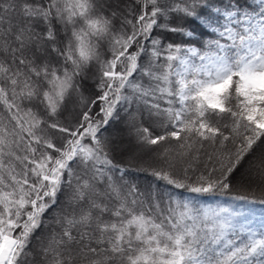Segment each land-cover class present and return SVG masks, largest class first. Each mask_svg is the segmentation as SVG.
Returning a JSON list of instances; mask_svg holds the SVG:
<instances>
[{"label":"snow or ice","instance_id":"1","mask_svg":"<svg viewBox=\"0 0 264 264\" xmlns=\"http://www.w3.org/2000/svg\"><path fill=\"white\" fill-rule=\"evenodd\" d=\"M121 113L170 189L264 174V0H0V264H264V223L124 180Z\"/></svg>","mask_w":264,"mask_h":264},{"label":"trees","instance_id":"2","mask_svg":"<svg viewBox=\"0 0 264 264\" xmlns=\"http://www.w3.org/2000/svg\"><path fill=\"white\" fill-rule=\"evenodd\" d=\"M252 3V0H249ZM170 40L176 42L178 37L175 34H166ZM207 37H202L206 39ZM96 89L94 88V79L90 78L85 82L86 97L94 98ZM81 107L77 100L73 99L67 104L66 110L60 117L61 123L66 126H74ZM95 111V109H94ZM143 120V126H149V121L136 115V121ZM134 122L129 116L121 113L119 121L110 122L106 126L103 135L110 141L111 157L114 162L122 165L126 169L124 180L134 183L142 192L151 188L167 194L172 191L176 194L182 193L185 200H192L201 206H211L212 208H229L233 213H238L235 217L238 224H246L247 227L259 229L264 223V174L258 169L256 155L248 157L244 166L232 177L233 188L231 191H215L211 193H192L183 189H170L163 181L158 180L152 175L154 167H158L161 161L158 159L160 153L165 147H169L171 142H164L157 146L142 144L132 126ZM153 127L157 132L160 130L158 123ZM126 132L122 135L123 132ZM126 140L135 150L131 153L116 148L117 140ZM117 143V144H116ZM129 145L126 146L128 148ZM252 173V174H250ZM119 175V173H117ZM247 197V199H238V197ZM56 212V208L50 209L44 214V220L51 224V217ZM44 228L38 229L36 236L43 234Z\"/></svg>","mask_w":264,"mask_h":264},{"label":"rangeland","instance_id":"3","mask_svg":"<svg viewBox=\"0 0 264 264\" xmlns=\"http://www.w3.org/2000/svg\"><path fill=\"white\" fill-rule=\"evenodd\" d=\"M123 132V131H122ZM126 132H123L122 133V135H124ZM118 143V144H117ZM117 145H116V148H119V149H121L122 151H126V152H128V153H131V150H135L134 148H130V147H132L130 144H129V142L128 141H126V140H124V139H122V140H117ZM127 145H129L128 146V148H126V146ZM250 174H252V173H250Z\"/></svg>","mask_w":264,"mask_h":264}]
</instances>
